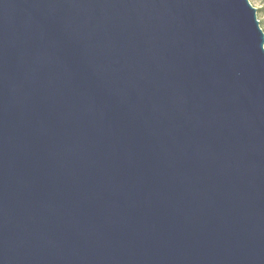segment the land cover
Returning a JSON list of instances; mask_svg holds the SVG:
<instances>
[{
	"label": "water",
	"instance_id": "1",
	"mask_svg": "<svg viewBox=\"0 0 264 264\" xmlns=\"http://www.w3.org/2000/svg\"><path fill=\"white\" fill-rule=\"evenodd\" d=\"M0 264H264L250 0H0Z\"/></svg>",
	"mask_w": 264,
	"mask_h": 264
},
{
	"label": "rangeland",
	"instance_id": "2",
	"mask_svg": "<svg viewBox=\"0 0 264 264\" xmlns=\"http://www.w3.org/2000/svg\"><path fill=\"white\" fill-rule=\"evenodd\" d=\"M254 7L258 10V19L261 22V27L264 30V0H250Z\"/></svg>",
	"mask_w": 264,
	"mask_h": 264
},
{
	"label": "trees",
	"instance_id": "3",
	"mask_svg": "<svg viewBox=\"0 0 264 264\" xmlns=\"http://www.w3.org/2000/svg\"><path fill=\"white\" fill-rule=\"evenodd\" d=\"M260 24H261V22H260Z\"/></svg>",
	"mask_w": 264,
	"mask_h": 264
}]
</instances>
